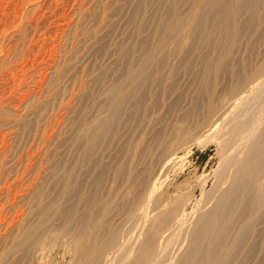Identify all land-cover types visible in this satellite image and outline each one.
I'll return each instance as SVG.
<instances>
[{"label":"bare ground","instance_id":"6f19581e","mask_svg":"<svg viewBox=\"0 0 264 264\" xmlns=\"http://www.w3.org/2000/svg\"><path fill=\"white\" fill-rule=\"evenodd\" d=\"M127 1L135 3L136 0ZM140 1L137 0L129 15L130 21H140L136 24L138 28L128 33L130 40L118 44L121 52L116 62L120 63L119 74H115L117 77L103 89L105 98H92L91 103L96 108L94 117L80 119L74 127L66 158L55 159L50 182L48 180L39 189L40 195L31 213L35 222L24 226L9 254L21 251L22 255H30L35 248L38 251V245H42L50 232L58 231L60 236L70 240L73 264H166L170 258L171 239L170 235L163 234L171 229L175 230L172 235L176 232L181 235L179 232L187 219L186 216L184 219L180 207L182 196H175L171 202L162 205L164 192H158L161 186L158 178L151 183L146 177L147 165L140 170L137 164L146 157L154 161V147L165 156L164 159H174L170 157L172 149L169 145L175 139L183 138L181 144L198 141L193 139L195 134H190L188 124L184 129L176 128V131L175 127L162 126V119L174 113L180 122L199 116L201 129L216 141L218 153H222L223 158L215 170V183L204 192V185L199 187L202 195L212 203L209 202L211 204L204 210L199 209L193 224L190 223L191 228L188 226L187 235H184L186 243L181 244L184 247L177 252L171 264H242L255 254H259L255 264H264V252L260 250L264 243V45L260 49L262 42L258 39L254 44L247 43L246 55L251 56L250 64L242 60L239 65L234 60L244 32L242 29H260L264 35V0H196L199 7H195L201 12L194 15L182 33L180 30L185 27V18L176 15L175 3L165 8L162 17L167 19L160 17L161 21L156 23L159 17L153 22L154 16H140L143 5ZM152 24L154 27H150ZM207 25L211 30L206 28ZM148 27L150 30L145 33ZM214 30H218L221 36L212 33ZM197 39L202 40L208 51L206 55L201 53L205 55L204 59H192V53L198 50ZM168 42L172 43L171 46L167 45ZM161 51H164L162 55ZM170 58L176 59L177 65H166ZM181 64L184 69L191 70L195 83L194 94L189 97L186 110L181 109L187 95L185 91L173 93V90L158 89L166 78H172L173 72L186 73ZM107 73L108 69H104L100 76L94 78V84L102 85L100 83ZM152 83L158 85L157 89L150 87ZM170 87L175 86L171 83ZM160 109H163L162 114L148 117L146 126L140 124L141 130L136 134L130 133L129 137L125 134L126 138L122 139L121 127L130 122L138 127L147 114L158 113ZM101 113L104 115L95 120ZM84 125L86 127L81 128ZM154 125L157 127L151 132L150 127ZM164 135L168 141L162 143L160 140ZM119 137L115 150L120 158H116L114 169L109 174L111 165L98 161L99 150L111 145L113 149V143ZM101 158L105 161V157ZM136 185L143 187L146 204L144 208L141 206L139 227L132 230L131 235L128 233L124 243L121 242L123 229L117 223L123 217L122 210L129 218L136 210L139 211L138 200L132 198ZM48 191L49 196H45ZM155 209V214L150 216ZM116 211L122 212H118L121 216L114 223L111 219ZM112 249L119 250L118 256H109ZM14 262L17 264L16 260Z\"/></svg>","mask_w":264,"mask_h":264},{"label":"rangeland","instance_id":"374dc122","mask_svg":"<svg viewBox=\"0 0 264 264\" xmlns=\"http://www.w3.org/2000/svg\"><path fill=\"white\" fill-rule=\"evenodd\" d=\"M141 1L143 9L141 8L140 16H154L152 17L153 22L164 15L165 8H168L169 4L175 3L176 15L179 14L185 18V27L181 28V33L187 29L194 15L201 12L200 8H196L199 7L196 0L195 5L194 0ZM135 3L127 0H0V264H15L14 260L17 264H73L74 253L71 250L70 240L68 237L60 236L58 231L50 232L51 234L49 233L42 245H38V251L35 248L30 255H22L21 251L9 254V251L15 240L22 234L24 226L35 222V217L31 213L40 195L39 189L44 187L48 180L50 182L54 172L53 163H55V159L66 158L68 143L74 127L80 119L90 120L96 114V108L91 103L92 98L96 97L99 100L105 98L103 94L105 88L119 74L120 63L116 64L117 59L120 58L119 53H121L119 45L130 40L129 34L133 28H138L136 24L140 22L139 20V22L136 21L137 19L136 22L129 20ZM159 18L156 23L161 21ZM162 19H167V17H162ZM152 26L154 27L153 24L150 27ZM150 27L146 28L144 32H149ZM206 28L211 30L209 25ZM242 30L244 32L239 39L240 42L236 47V55L234 56V60L238 61L239 65L241 64L240 61L243 60L248 63L251 59V56L247 57L246 55L248 42L254 44V41L258 39L262 42L260 49L264 45V35L260 29ZM212 33L221 36L218 30H214ZM186 40L187 38L184 42ZM222 40H225L224 36H222ZM171 44V42L167 43L168 46ZM196 44L198 50L197 53H192V59L195 57L204 59L208 53L204 43L201 39H197ZM163 52L161 51L160 55ZM203 52L204 56L201 54ZM184 62L188 61L184 59ZM177 63L176 59L170 58L166 65H177ZM193 64L196 66L195 63ZM111 65H114L115 68ZM104 69H108V73L100 83L102 85H95L94 78L100 76ZM181 69H184L182 64ZM109 70H111L110 73ZM184 70L186 73L173 72L172 78L170 80L166 78L158 88L168 92L173 90V93L185 91L187 95L182 102V110L188 108L189 97L194 94L195 87L191 70ZM110 74L116 75L112 77ZM168 76L167 74L166 77ZM170 82L175 87H170ZM224 83L227 84V81L225 80ZM150 87L157 89L158 85L152 83ZM93 88H95V93ZM157 92L161 93L158 90ZM86 94L88 96L83 99L82 96ZM253 108L254 106L251 110ZM162 110H157L158 113L150 112L147 114V118L145 116L147 121L138 123V127L134 122L133 124L130 122L131 125L130 123L125 125L127 130L125 126L121 127V130L124 128L123 131L119 130L122 139L131 134H136L142 129L140 127L147 125L151 116L162 114ZM103 115V113L97 115L95 120ZM168 116L162 119L165 121H162L163 127L169 129L175 127L176 131V128L184 129L188 124V128L191 129L190 134H195L193 139H198V141L185 144H181L183 138L171 141L169 145L172 149L170 157L174 158L171 160L164 159L165 156L159 154V150L154 147L153 151L156 149L152 156L154 161L148 160L149 158L146 157L138 163L139 165L137 164V167L141 170V167L147 165L146 177L151 183L158 178L160 182L158 185H161L158 192H164L162 205L171 202L175 196L176 198L179 195L182 196L180 207L183 209L184 219L185 216L187 219H185L179 232L181 235H178L177 232L172 235L175 230L172 231L171 229L166 230V233L163 234V236L170 235L171 259L169 258L168 263L167 261L165 263L171 264L177 252H180L184 247L181 246V244L185 245L186 243V240L183 241L186 239L184 235L185 233L187 235L197 213L212 203L211 199L207 201L206 196L202 195L199 187L204 185V192L215 183V170L221 163L223 154L218 153L219 148L216 141H212L213 139L211 140L206 136L207 132L201 129L199 116L194 120V117L191 116L185 122L176 120L174 113ZM190 119L192 120L190 121ZM83 127L86 126L81 128ZM155 127L157 126L150 127V131L152 132ZM81 128L78 129L81 131ZM125 134L126 137H124ZM160 141L164 143L168 141V137L164 135ZM115 142L113 149H111L112 145L109 148L104 147L105 149L101 147L100 150L102 151L99 150L98 154L99 162H107L108 166L111 165L109 174L114 169L116 158L118 156L120 158V154L116 152L117 149L115 150L120 142V137ZM100 154L101 157H105V161L104 158L100 157ZM100 158L101 160H99ZM202 180L205 182L204 184ZM111 185L114 184L111 183ZM137 186L134 188V194L132 192V198L135 201L138 200L139 211L136 210L131 218L126 217L124 210H122L123 212L116 211L115 214L113 213V219H111L112 222L117 223L116 220L121 216L119 213H124L117 223L123 229L121 242L124 241V243L129 236L128 233L131 235L139 227L141 223L139 215L142 212V207L144 208L146 204L143 201V187ZM47 193L45 196H49L50 192ZM197 198L200 203L195 202ZM156 211L157 209L153 210L150 216H153ZM187 214H189L188 217ZM134 216L138 217L139 220ZM128 221H131L132 224ZM128 224L131 226L129 227ZM136 225L137 227H135ZM124 226L125 228H123ZM52 235L53 237L50 238ZM260 250L262 253L264 252V243H262ZM35 252L36 254L33 255ZM118 254L119 250L112 249L109 256L113 258ZM258 255H252L242 264H255L259 259Z\"/></svg>","mask_w":264,"mask_h":264}]
</instances>
